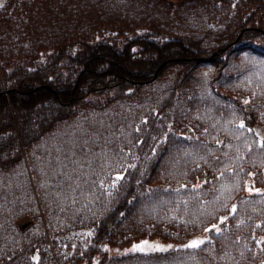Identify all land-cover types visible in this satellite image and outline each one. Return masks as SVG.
<instances>
[{"label":"trees","instance_id":"1","mask_svg":"<svg viewBox=\"0 0 264 264\" xmlns=\"http://www.w3.org/2000/svg\"><path fill=\"white\" fill-rule=\"evenodd\" d=\"M213 1L0 4V264L141 239L180 245L95 264H264V0ZM76 111L106 138L60 140ZM19 164L26 201L2 206Z\"/></svg>","mask_w":264,"mask_h":264},{"label":"rangeland","instance_id":"2","mask_svg":"<svg viewBox=\"0 0 264 264\" xmlns=\"http://www.w3.org/2000/svg\"><path fill=\"white\" fill-rule=\"evenodd\" d=\"M3 1L4 0H0V4H2ZM236 1L248 3L250 0H236ZM210 2H214V1L210 0ZM243 45L244 44H240L238 46H243ZM256 63H260V62H256ZM80 118H81V113L76 111L70 118H68L65 121H63L62 123H60L62 129L65 130V133L63 134V136L60 140L70 138L74 131H76L77 133L79 132L81 134V136H84L88 139L93 137V135H95V134L98 135L99 139L106 138L107 134H105V132L107 130H104L103 127H101V126H97V124L94 123L92 120L88 121L87 124H85V122H83L84 120H82ZM108 122H109V120H108ZM110 124H113V123L109 122V125ZM70 129H71V131H70ZM254 131L257 133V135H259V137L263 138L264 137V123L255 125ZM105 156H107V151L102 150L101 154L99 155V158L102 159ZM25 166H27V164H19L16 168H14V173H16V177H17L16 185L15 186H8L9 192H8V194H6L5 198H3L1 200L2 206H6L9 204H13V205L18 204L19 205L22 202L26 201V193H28L29 189L26 187L25 184H21L20 179L18 178V175H19L18 172H20L19 177L22 178V175H23L22 171H23ZM14 175L15 174H10V173L8 174L9 181H10V183L12 182V184H14ZM44 175L48 176L46 172H44ZM73 180H74L73 186L72 185H66L64 187V185H63L59 190L57 189L55 192H53V190L51 188L52 187L51 183H44V186L39 185L45 194V198L47 199L46 202L44 203V206L45 207L47 206L48 209L60 206V202L64 199L63 198L64 197V194H63L64 191H62V190L66 187H69V189H66V190L69 191L70 195L63 200L61 205L70 201L71 198L74 197V193L76 191L75 187L78 185V181H77L75 176H73ZM255 189H258V188H255ZM1 194H3V191L0 189V195ZM19 198H20V200H18ZM23 220L27 221L28 219L23 217L18 221H23ZM76 233L80 235L82 233V231H78ZM83 233H84V235L89 236L90 230H85ZM90 236L83 240L81 247L84 248L88 244V239L90 238ZM58 238L61 239V237H59V236H58ZM204 240H205V236L202 233H199V234L192 236L191 238H189L186 242L182 243L181 245L189 246V245H192L193 243H195L197 245V244H200L201 242H203ZM177 245H180V244H177L174 242H169V241L168 242H162V241L153 240V239H141V240L135 241V242H133L130 245L125 246V247L107 246L106 244H104L101 247H99L98 254L92 260V264H95L96 261L98 260V256H100L104 252H106L110 256H120V255H124L127 253H134V252H141V253L165 252V251H169V250L175 248ZM65 258L67 259L66 264H70V260H71L70 255L65 256ZM79 264H85V262H82Z\"/></svg>","mask_w":264,"mask_h":264},{"label":"snow or ice","instance_id":"3","mask_svg":"<svg viewBox=\"0 0 264 264\" xmlns=\"http://www.w3.org/2000/svg\"><path fill=\"white\" fill-rule=\"evenodd\" d=\"M190 247H195L197 246L195 243H193L192 245H189Z\"/></svg>","mask_w":264,"mask_h":264}]
</instances>
